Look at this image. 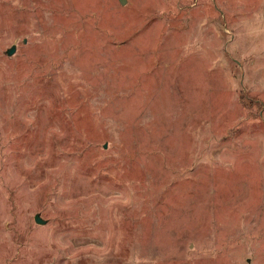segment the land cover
<instances>
[{"label":"rangeland","instance_id":"rangeland-1","mask_svg":"<svg viewBox=\"0 0 264 264\" xmlns=\"http://www.w3.org/2000/svg\"><path fill=\"white\" fill-rule=\"evenodd\" d=\"M125 1L0 0V264H264V0Z\"/></svg>","mask_w":264,"mask_h":264},{"label":"water","instance_id":"water-1","mask_svg":"<svg viewBox=\"0 0 264 264\" xmlns=\"http://www.w3.org/2000/svg\"><path fill=\"white\" fill-rule=\"evenodd\" d=\"M119 1L121 4H125V2H126L125 0H119ZM14 50H15V46H11V48L6 51V54L8 56H10L14 53ZM34 220L37 224H40V225L44 224V221L41 218H39L38 216H36Z\"/></svg>","mask_w":264,"mask_h":264}]
</instances>
